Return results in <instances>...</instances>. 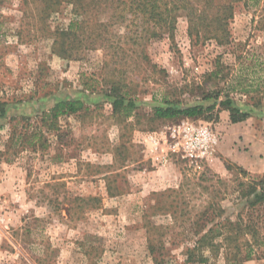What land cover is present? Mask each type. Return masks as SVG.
I'll return each mask as SVG.
<instances>
[{"label": "rangeland", "instance_id": "374dc122", "mask_svg": "<svg viewBox=\"0 0 264 264\" xmlns=\"http://www.w3.org/2000/svg\"><path fill=\"white\" fill-rule=\"evenodd\" d=\"M246 2H234L227 45L190 40L181 18L173 38L143 43V55L122 39L124 55L85 49L76 60L59 58L51 39L36 38L38 25L23 18L21 0L0 6V101L7 102L0 116V264H156L153 257L182 264L183 235L207 203L239 212L234 194L218 199L216 179H234L229 164L251 178L264 175V96L231 93L236 106L252 110L236 124L218 107L197 119L163 120L152 106L164 96L194 104L234 75L263 80L261 7ZM71 18L62 7L48 27ZM111 80L136 100L131 117L112 115L103 94ZM58 99H80L90 110L59 118L58 132L42 127L44 149L12 140L40 128L39 114ZM204 133L215 140L207 157ZM243 264H264V257Z\"/></svg>", "mask_w": 264, "mask_h": 264}, {"label": "trees", "instance_id": "16d2710c", "mask_svg": "<svg viewBox=\"0 0 264 264\" xmlns=\"http://www.w3.org/2000/svg\"><path fill=\"white\" fill-rule=\"evenodd\" d=\"M8 0H0V6ZM235 0H21L24 19H33L37 25L36 38L51 39V53L61 59L76 60L85 49H105L111 58L124 55L120 47L122 39L131 42L133 54L143 55V43L173 38L177 22L187 23V36L199 42L215 40L220 45L230 43L229 23L233 16ZM261 7L259 24L264 30V0H247L246 5ZM70 7L72 18L51 30L48 21L61 8ZM127 30L122 35L117 28ZM106 68L108 63H105ZM113 70V69H112ZM264 71V69H263ZM216 73V72H214ZM212 73V74H214ZM247 77L231 76L218 91L204 90L196 97V103L180 105L170 102L166 96L161 104L153 105L155 119H197L213 111L215 107L229 114L232 124L241 123L252 116V110L241 109L230 97L231 93L264 96V78L260 83H248ZM107 82V81H105ZM103 94L110 102L112 115L129 118L138 109L136 100L126 85L115 80L107 82ZM220 96H223L221 100ZM200 97V98H199ZM257 97V98H258ZM251 100L253 97H250ZM255 99V104L259 102ZM253 99V100H254ZM16 100V99H15ZM7 102L0 101V116L6 112ZM80 99H58L49 109L39 114L40 128L31 135L19 134L12 140L44 149L47 140L42 127L59 131V118L87 112ZM227 171L236 170L230 183L217 178L219 188L214 191L219 200L227 193L235 195L239 212L228 214L218 201L209 202L191 222L183 235L182 264H243L254 257H264V175L251 178L246 171L234 165H226ZM209 187L205 188L207 191ZM230 190V192H229ZM90 207L97 206V199L89 198ZM154 256V246L149 245ZM153 261L157 264L156 258Z\"/></svg>", "mask_w": 264, "mask_h": 264}, {"label": "built area", "instance_id": "2783aa9c", "mask_svg": "<svg viewBox=\"0 0 264 264\" xmlns=\"http://www.w3.org/2000/svg\"><path fill=\"white\" fill-rule=\"evenodd\" d=\"M204 140L202 141V151H201V157H207L210 154V148H207L209 145V141L212 140L211 142H214V139H211L208 134L204 133Z\"/></svg>", "mask_w": 264, "mask_h": 264}]
</instances>
